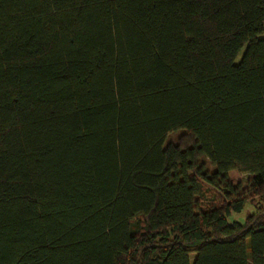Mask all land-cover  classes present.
<instances>
[{
  "label": "trees",
  "instance_id": "obj_1",
  "mask_svg": "<svg viewBox=\"0 0 264 264\" xmlns=\"http://www.w3.org/2000/svg\"><path fill=\"white\" fill-rule=\"evenodd\" d=\"M263 30L264 0H0V264H264Z\"/></svg>",
  "mask_w": 264,
  "mask_h": 264
},
{
  "label": "rangeland",
  "instance_id": "obj_2",
  "mask_svg": "<svg viewBox=\"0 0 264 264\" xmlns=\"http://www.w3.org/2000/svg\"><path fill=\"white\" fill-rule=\"evenodd\" d=\"M258 37L259 38H264V30L258 34ZM244 49H245V47L242 48V50L238 53L237 57L235 58V62L236 63L239 61ZM174 136H175V134L171 135V137H173V138H174ZM234 177L242 179L243 182H245V180H246V176L242 175V174H239V173L238 174L234 173ZM250 211H252V206L250 204H247L245 206V208L240 213H233L232 216H231V219H237V220H240V221H244L246 215Z\"/></svg>",
  "mask_w": 264,
  "mask_h": 264
}]
</instances>
